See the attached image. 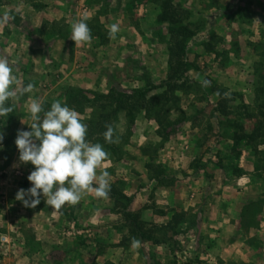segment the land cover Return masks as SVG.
<instances>
[{
    "label": "crops",
    "instance_id": "crops-1",
    "mask_svg": "<svg viewBox=\"0 0 264 264\" xmlns=\"http://www.w3.org/2000/svg\"><path fill=\"white\" fill-rule=\"evenodd\" d=\"M129 1L0 0V58L9 60L16 77L11 88L18 92L12 103L22 114L19 130H30L27 106L33 99L55 101L68 87L102 93L144 88L147 80L135 66L147 38L151 45L144 54L151 56L150 80L157 84L166 79L167 47L152 32L153 25L146 23L157 16L156 5L136 7L146 14L141 27H135ZM210 1L219 0H192L195 16L207 18L192 40L203 56L199 69L217 70L212 76L218 85L245 92L251 101L248 77L254 52L247 46L234 51L237 39L223 34L219 25L227 18L232 31L255 24L263 28L264 0H225L209 10L205 5ZM82 5L86 14L79 11ZM84 16L88 22L98 19L107 29L118 24L119 31L114 38L109 33L103 40L91 34L90 42L76 44L70 38L71 25ZM213 33L222 38L207 49L203 44ZM254 34L239 40H256L261 32ZM224 52L229 56L226 62L219 58ZM28 84L32 91L23 92ZM140 127L147 131L149 142L157 139L155 128L140 114L131 155L105 160L97 170L98 175L102 170L109 173L107 197L86 191L77 204L66 203L60 209L50 208L43 198L35 208L15 199L19 189L31 186L27 176L34 168L19 160L16 149L12 161L0 168V264H264V177L253 172L252 155L244 151L238 160L228 156L225 171L211 165L209 174L196 172L191 166L197 156L196 129L186 120L155 155L164 166L184 169V175L176 173L174 183L158 185L148 168L150 157L139 144ZM235 164L243 172L231 175ZM15 168L23 170L22 178L13 173ZM117 187L131 198L127 212L140 213L148 226H164L177 212H184L190 223L167 238H132L126 211L116 208Z\"/></svg>",
    "mask_w": 264,
    "mask_h": 264
},
{
    "label": "trees",
    "instance_id": "trees-1",
    "mask_svg": "<svg viewBox=\"0 0 264 264\" xmlns=\"http://www.w3.org/2000/svg\"><path fill=\"white\" fill-rule=\"evenodd\" d=\"M141 3H153L158 10L156 19L160 26L157 34L168 51L166 79L156 84L147 77L144 88H111L106 93L71 86L57 100L79 114L81 122L87 126L86 141L101 144L108 153L106 160H121L131 155L136 147L135 124L138 116L143 114L157 135L154 142L144 143L141 149L150 157L148 168L158 185L174 183V178L155 160V153L186 120H190L196 129L197 156L191 164L196 172L208 173L211 165L225 171L224 161L228 156L238 160L247 151L253 157V172L264 177V29L258 39L247 42V47L255 55L248 77L253 97L249 101L243 92L222 87L209 77L201 80L193 74L200 69L189 60L190 42L205 25L194 20L195 11L189 0H130L128 10L132 11ZM87 24L91 34L102 36V40L109 33L101 31L103 25ZM221 38L213 33L203 45L207 49L212 48ZM239 48L235 41L232 49L239 53ZM52 102H43L44 109L48 110ZM6 105L12 108V112L0 117V133L3 134L0 168L14 157L17 149L15 139L22 118L17 108L9 102ZM109 127L113 130L111 142L104 137ZM242 172L235 164L231 175ZM122 190L117 187L116 208L126 211L132 226V238H167L169 233L182 232L184 223H190L184 212H177L164 226H148L149 223L141 220L140 213L127 212L131 198Z\"/></svg>",
    "mask_w": 264,
    "mask_h": 264
},
{
    "label": "clouds",
    "instance_id": "clouds-1",
    "mask_svg": "<svg viewBox=\"0 0 264 264\" xmlns=\"http://www.w3.org/2000/svg\"><path fill=\"white\" fill-rule=\"evenodd\" d=\"M88 19L81 17L71 25L70 38L76 44L92 39ZM108 31L114 38L119 25H110ZM15 83L9 60L0 58V117L12 112L6 102L18 95L11 88ZM32 87L28 84L23 92H31ZM27 111L32 121L30 130H18L15 144L19 160L30 162L34 168L27 176L31 186L19 189L15 199L25 207L35 208L43 198L50 208L60 209L66 203L77 204L86 191L94 190L95 197L106 198L110 190L109 173L102 170L98 175L97 170L101 169L108 153L101 144L86 141L87 126L81 122L79 114L59 100L45 110L42 102L33 99ZM112 134L109 127L104 133L105 140L111 142ZM2 141L0 133V146Z\"/></svg>",
    "mask_w": 264,
    "mask_h": 264
},
{
    "label": "rangeland",
    "instance_id": "rangeland-1",
    "mask_svg": "<svg viewBox=\"0 0 264 264\" xmlns=\"http://www.w3.org/2000/svg\"><path fill=\"white\" fill-rule=\"evenodd\" d=\"M225 2H226L225 0H219L218 2L210 1V2H208L205 5V7L208 8L209 10H212V9L216 8L219 3L220 4H225ZM189 3H190L192 8H195L193 6L194 4L192 3V0H189ZM79 8H80L79 9L80 13L86 14V12H85L86 8H85L84 5H82V8L81 7H79ZM139 9H140V7L134 8V10H132V11H130V10L128 11L129 12L128 14H130V16H131L130 22L135 27H141L140 25H141L142 16H144V14H146L144 9L141 8L140 11H139ZM156 18H157V16L155 18H152L150 20V22L146 21V23H149V24L153 25L152 26V32L159 39L160 36L157 34V31L159 30L160 24L157 22ZM208 18L210 19V17H208ZM194 20H196L198 23H202L204 25H205V23L207 24V21H206L207 18L204 19V17H196ZM86 22L88 23V21H86ZM90 23L99 24L101 26L103 25L102 27L105 28V29L101 28V31L102 32H105L104 30L108 31V29L106 27L107 25L105 26L101 22H97L95 19L93 21H91ZM248 26H250V25H247L245 30L235 29V30L232 31V30H230L228 28V21H227V18H225V20H223V22H221V24L219 25V28L222 29L221 31H222L223 34L226 35L228 33V35H230L232 38L237 39V42L239 43V46H240L238 52H241L247 46V42H246V40H239L240 36H242L241 38H243V35H245V36H249L250 34L255 35L254 33L261 32V30L264 29V27L262 28L258 24H255L254 26H250V27H248ZM140 32H142V31L140 30ZM143 36L144 35H141V41H143ZM147 40H148L147 42L144 41V42L141 43L142 44V48H145L146 50H147L149 44L151 45L149 38H147ZM159 40L161 41V39H159ZM196 45H197L196 43H194L192 41L190 42L189 60L191 62H194V64L196 66H199V64L202 65L201 61H202L203 56L198 53V49H196L197 48ZM145 49H143V50L140 49V52L141 51L142 52L140 54V57L138 58V61H136L137 65L135 66V69L138 68V75L141 76L143 79H147V77L151 78L150 70H149V67H148L149 64H150V61H151V58H149V57H151V56L144 54ZM157 53L159 55V54L164 53V51H162V52L158 51ZM219 58H220V60L222 62H226V60H228L229 56L226 54V55H221ZM197 71L198 72H196V71L193 72V74L196 77L201 78V80L204 77H209L213 82H215V78L213 76H214V73H218L217 70H214L212 67L205 66L204 68L201 69V71L200 70H197ZM119 89H122V88H119ZM251 89H252V86H251ZM243 93H245V92H243ZM250 93H251V91H250ZM251 98L253 99V97H251ZM8 102L12 106H14L13 103H12V99L7 101V103ZM14 107L17 108V110H18L17 106H14ZM137 135L139 137V144H144V143L148 142V139H146V138H148L149 136L147 134V131L144 130V128L140 127L139 130H138V134ZM144 138H145V140H144ZM205 148L206 147H204L203 150H205ZM155 155H156V153H155ZM155 160H156V158H155ZM153 164H155V163H153ZM160 164H162V163H160ZM164 168L166 169V172H169V174L171 176H173V177L176 176V173L180 174V176L184 175V169H182L181 167L173 166V168H171V167H168V166H164ZM13 173L16 174V175H19L21 178H22V176H24V172L20 168L13 169ZM160 264H162V263H160Z\"/></svg>",
    "mask_w": 264,
    "mask_h": 264
}]
</instances>
